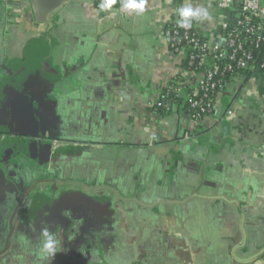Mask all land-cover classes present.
I'll use <instances>...</instances> for the list:
<instances>
[{"label":"crops","instance_id":"1","mask_svg":"<svg viewBox=\"0 0 264 264\" xmlns=\"http://www.w3.org/2000/svg\"><path fill=\"white\" fill-rule=\"evenodd\" d=\"M211 1L195 26L214 38ZM97 5L0 0V264H41L45 226L65 251L43 264H264V72L195 118L176 0Z\"/></svg>","mask_w":264,"mask_h":264},{"label":"built area","instance_id":"2","mask_svg":"<svg viewBox=\"0 0 264 264\" xmlns=\"http://www.w3.org/2000/svg\"><path fill=\"white\" fill-rule=\"evenodd\" d=\"M213 1L227 16V20H222L225 32L220 36L209 38L195 25L190 30L179 28L176 20L169 23L165 32L171 50L185 56L188 72L200 75L198 85L186 96L195 118L215 112V99L226 86L222 77L227 73L233 75L249 66L264 72V52L260 50L264 43V0ZM176 83L178 87L166 90L167 96H180V86L186 80Z\"/></svg>","mask_w":264,"mask_h":264},{"label":"clouds","instance_id":"3","mask_svg":"<svg viewBox=\"0 0 264 264\" xmlns=\"http://www.w3.org/2000/svg\"><path fill=\"white\" fill-rule=\"evenodd\" d=\"M152 0H99L98 9L101 12H111L118 5V10L128 15L143 16L149 12ZM176 25L179 28L190 30L194 25H199L205 20H211L212 15L208 6H205L201 0H182L175 9ZM33 225V231H35ZM73 237L72 239H74ZM71 239V240H72ZM65 251L60 246V241L56 238L55 233L45 226L39 232V244L36 249V256L43 264L44 261H51L56 257L58 252ZM78 251L84 253L81 246Z\"/></svg>","mask_w":264,"mask_h":264},{"label":"trees","instance_id":"4","mask_svg":"<svg viewBox=\"0 0 264 264\" xmlns=\"http://www.w3.org/2000/svg\"><path fill=\"white\" fill-rule=\"evenodd\" d=\"M260 50L262 51V52H264V43H262L261 44V46H260ZM259 50V51H260ZM251 70H252V68L249 66V67H247V68H244L241 72L239 71V72H236L235 74H230V73H227L225 76H223L222 78H223V80H224V82H229L231 79H233L234 77H236L237 75H243V76H245V77H248L249 76V74H250V72H251ZM172 96V95H171ZM163 103V102H162ZM191 112V111H190ZM192 113V112H191Z\"/></svg>","mask_w":264,"mask_h":264},{"label":"water","instance_id":"5","mask_svg":"<svg viewBox=\"0 0 264 264\" xmlns=\"http://www.w3.org/2000/svg\"><path fill=\"white\" fill-rule=\"evenodd\" d=\"M52 7L53 6H40V12L42 13V10L44 9L45 11H49V10H51L52 9ZM43 14V13H42ZM35 143H37V142H35V141H33L30 145H28L29 147H31V146H33V145H35ZM39 144V143H38ZM35 147L37 148V146L35 145Z\"/></svg>","mask_w":264,"mask_h":264},{"label":"rangeland","instance_id":"6","mask_svg":"<svg viewBox=\"0 0 264 264\" xmlns=\"http://www.w3.org/2000/svg\"><path fill=\"white\" fill-rule=\"evenodd\" d=\"M182 2V0H176V3L179 5ZM213 0L210 2L211 4H213ZM213 11V10H212ZM211 12V11H210Z\"/></svg>","mask_w":264,"mask_h":264}]
</instances>
